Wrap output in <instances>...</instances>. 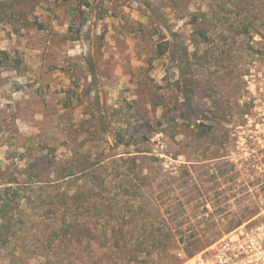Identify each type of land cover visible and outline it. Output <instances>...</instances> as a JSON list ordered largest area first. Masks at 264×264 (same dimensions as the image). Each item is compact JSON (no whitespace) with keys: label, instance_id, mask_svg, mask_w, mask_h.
Returning a JSON list of instances; mask_svg holds the SVG:
<instances>
[{"label":"rangeland","instance_id":"1","mask_svg":"<svg viewBox=\"0 0 264 264\" xmlns=\"http://www.w3.org/2000/svg\"><path fill=\"white\" fill-rule=\"evenodd\" d=\"M240 8L0 0V264H181L151 232L264 210V39Z\"/></svg>","mask_w":264,"mask_h":264},{"label":"trees","instance_id":"2","mask_svg":"<svg viewBox=\"0 0 264 264\" xmlns=\"http://www.w3.org/2000/svg\"><path fill=\"white\" fill-rule=\"evenodd\" d=\"M232 1V0H229ZM236 2H239L241 4L240 11L238 13V21L237 24H239V28L236 30V34L240 35V37L243 38V40L249 41L253 40L254 36H259L260 38L264 39V34H262L261 30L255 25V21L250 20L251 15H250V7L252 3H258L261 2L264 5V0H236ZM203 37H206L204 34ZM242 40V39H241ZM249 49H252L251 46H249ZM184 53V54H183ZM183 58L187 59L188 53H187V48L184 49L183 51ZM182 57V55H181ZM97 63H91L92 67V72L91 75L93 77L96 76V65ZM189 81V80H188ZM182 94H183V99L185 102V105L187 109L194 111L195 110V104H194V90H193V85L192 82L189 81L185 86L182 88ZM98 104V103H97ZM202 124H197L196 127L199 131H202L200 128ZM10 183V182H9ZM11 186H7L4 188L5 190H10ZM219 203H225L226 202V197H223V200H218ZM226 205V204H225ZM4 204H0V213L1 217L4 219L6 217V214H4ZM205 213H207V210H205ZM258 211L256 209H253L251 207H244L242 212L238 214L237 212H225L223 216L220 217V221L224 224L223 228H162L160 230H156L157 233L151 232V239L153 243L161 242V239L165 237H176L178 238V242L187 244L191 247V255L192 256L194 253L197 251L201 250L202 248L206 247L207 245L211 244L215 240H217L219 237H221L224 233H227L237 226L241 225L245 221L251 219L254 215H256ZM147 219L154 220V217H147ZM177 219L176 217L173 218ZM163 221V219H162ZM189 219L182 221L180 223H177V225L180 224H186L189 223ZM199 223H206L208 225H215L216 220L215 218L209 214L206 217H203V220H199ZM84 223V222H83ZM86 223V222H85ZM87 224H84L86 227ZM104 236H107V232H104Z\"/></svg>","mask_w":264,"mask_h":264},{"label":"built area","instance_id":"3","mask_svg":"<svg viewBox=\"0 0 264 264\" xmlns=\"http://www.w3.org/2000/svg\"><path fill=\"white\" fill-rule=\"evenodd\" d=\"M181 264H264V210Z\"/></svg>","mask_w":264,"mask_h":264}]
</instances>
